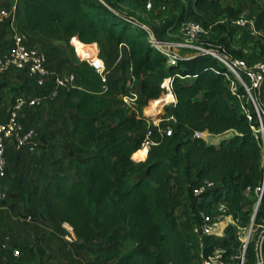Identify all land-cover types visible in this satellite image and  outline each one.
I'll return each mask as SVG.
<instances>
[{"label": "trees", "instance_id": "16d2710c", "mask_svg": "<svg viewBox=\"0 0 264 264\" xmlns=\"http://www.w3.org/2000/svg\"><path fill=\"white\" fill-rule=\"evenodd\" d=\"M118 1L137 8L169 0ZM185 1L176 18L178 28L186 21L207 28L219 17L232 22L240 15L239 10L221 6L218 0ZM253 22L264 52L261 7ZM13 25L29 41L34 33L61 39L69 46L73 37L84 44L103 38L115 46L123 44L126 51L117 64L127 77L109 78L105 92H101L100 77L92 67L84 61L76 64L78 85L62 98L63 107L75 112L70 138L63 142L72 175L55 172L45 186L33 185L28 192L32 212L43 206L51 221L67 222L83 247L99 239L105 260L120 255L125 241L136 244L122 255L119 264H197L200 243L192 233L194 213L199 207L210 209L217 200H224L235 215L246 214L243 223L250 220L253 189L264 175L261 141L253 130L260 125L264 130V100L259 102V122L252 106L242 103L246 96L238 100L232 95L229 82L233 75L217 58L197 53L167 64L164 55L148 42L146 29H151L141 27L133 14L115 10L110 0H17ZM205 47L228 60L243 59L242 51L223 53L213 42ZM166 78L171 79L175 97L173 104L165 106V114L175 118L172 132L168 136L152 132L154 143L145 160L134 159L151 122L127 113L120 105L113 110L112 125L99 128L100 116L110 107L107 97L116 89L128 93L125 80L134 79L133 87L138 85L142 98L139 104L146 105L165 93L161 83ZM32 91L27 88L24 92ZM242 93L240 85L238 94ZM205 131L212 135L232 132L213 144L196 135ZM207 135L202 133L203 138ZM205 180L216 185L196 201L191 189ZM246 185L251 187L248 196L243 192ZM179 205L186 206L183 228L187 239L175 214ZM254 222L264 224V192ZM217 244L225 246L228 253L237 252L239 240L231 226L226 236L206 237L204 252ZM254 246L250 241L247 247L249 263L256 260ZM260 254L264 264V239Z\"/></svg>", "mask_w": 264, "mask_h": 264}, {"label": "rangeland", "instance_id": "374dc122", "mask_svg": "<svg viewBox=\"0 0 264 264\" xmlns=\"http://www.w3.org/2000/svg\"><path fill=\"white\" fill-rule=\"evenodd\" d=\"M16 1L0 0V9L12 11ZM110 1L114 5L115 10L133 14L142 25L150 28V34L161 39L167 48L175 51L178 59L198 53L196 49L190 47L174 48L175 43L183 41L178 27H175V22L182 8L186 5L185 0H169L165 3L153 2L150 8L146 6L133 8L126 2ZM263 1L218 0L221 6L229 5L233 9L239 10L240 15L243 14L246 21L258 13ZM205 18L210 19L208 17ZM217 23L221 26H217ZM210 25L204 28V32L192 44L205 47L213 42L223 53H227L230 50L242 51L243 60L247 65H252L257 61L264 62V52L261 51L260 46L261 39L257 33H253L250 30L248 21L245 25L240 26L233 21H227L219 17ZM11 36V27L4 22L0 33V50L5 49L10 44ZM30 40L31 44L46 52L47 65L53 75H64L68 72L76 73L75 66L80 60L72 42H70L72 45L69 46L61 39L44 37L38 33H34ZM93 44V47L98 49L99 55L109 68V78H126V70L117 64L118 61L126 56L125 49L112 45L103 38ZM240 76L245 81L241 74ZM127 80H125V87ZM1 83H4L3 86H0L1 114L10 99L18 93H23L25 89L32 88L34 92H41L44 91V88H49V82L44 87H33L32 80L24 73L13 69L3 73L0 72ZM33 91L28 93L32 94L34 93ZM121 93L119 89H116L107 97L110 107L100 116L97 123L99 128L106 129L112 125L114 121L113 110L115 107L122 105V101L118 97ZM164 96L162 95L161 97L164 98ZM251 96L256 103L257 110L254 108L250 98L246 97L242 103L251 105L254 111H258L260 115L261 104L259 102L264 100V84L255 95L252 93ZM62 98L63 94H60L54 102L42 108L26 111L25 124L33 126L37 131L34 152H18L13 146L8 148V176L5 181L7 196L0 200V264H119L122 255L130 247H135L136 245L125 241L120 255L110 260H105L100 250L99 239L95 238L83 247L80 245L79 239L75 237L73 230L69 228L70 225L67 222L58 224L51 221L45 216L43 206H40L36 212H32L28 206V192L33 185L45 186L49 177L55 172L72 175V169L69 167V159L67 151L63 147V142L70 138L75 112L72 109L63 107ZM151 102L152 100L148 101L146 105H138V116L146 117L148 121L167 116L165 114V106L169 105L168 103L163 102L160 106L151 108ZM235 103L238 105V101ZM125 111L129 113L127 110ZM257 120L261 122L258 115ZM167 122L169 123V121L165 123ZM255 129L257 130L255 131L257 137L261 141L262 165L264 167V130L262 127ZM231 132L219 135H211L206 132L209 135L202 139L207 143L217 144L221 139L229 137ZM198 137L201 136L199 135ZM144 158L137 159L143 161L142 159ZM185 209V205H179L175 208L177 220L182 228L185 219ZM252 209L250 213L253 212ZM32 213L35 216L28 220L26 217L32 215ZM245 217L246 214L241 212L240 219ZM120 230L124 231L125 227L120 226ZM182 231L187 239V231L184 228ZM16 243L22 245L23 248H20ZM13 248L20 250L17 258L12 255Z\"/></svg>", "mask_w": 264, "mask_h": 264}, {"label": "built area", "instance_id": "2783aa9c", "mask_svg": "<svg viewBox=\"0 0 264 264\" xmlns=\"http://www.w3.org/2000/svg\"><path fill=\"white\" fill-rule=\"evenodd\" d=\"M146 7L150 8L151 3L148 2ZM261 8L264 13V3H262ZM14 13L15 6L12 11L0 9V33L1 26L4 22L9 24L12 32L10 44L5 49L0 50V72L3 73L4 71L13 69L24 73L32 80L33 87H44L45 84L49 82V88H44V91L41 92L33 91L34 93L32 94L28 92L18 93L10 99V102L6 108H4L2 114L0 113V200L7 196L5 181L8 176V148L13 146L18 152H34L35 150L37 131L33 126H27L25 124L26 111L42 108L54 102L60 94H64L70 88L78 85V77L74 72H68L64 75H53L50 72L47 65L48 59L46 52L31 44L27 36L14 27ZM247 21L250 30L253 33H257L254 28V17H251ZM247 21L244 19L243 14H241L233 22L242 26L245 25ZM141 27L146 29L145 25H141ZM146 30L148 33V42L153 48L164 55L166 63H176L178 57L175 51L167 48L161 39L152 36L149 29ZM178 31L182 35L183 41L175 43L174 48L190 47L196 49L198 53L211 55L217 58L233 75V78L229 82V89L232 95L238 100H241L245 96L248 99L250 98L254 108L257 110L256 103L251 94L253 93L255 95L264 84V62L257 61L252 65H247L243 59L228 60L211 49L192 44L193 41L204 32V27L198 22L186 21L180 25ZM71 40L79 56V60L86 62L99 75L101 92H105L108 88L110 71L104 59L99 55L98 49L93 47L94 44H84L80 42L76 37H73ZM80 45L90 48H86V53H79L77 47ZM119 47L124 48V45L120 44ZM240 74L242 76L244 74L243 77L245 81ZM133 82L134 79L127 81L126 85L130 88L129 92L124 94L121 93L118 97L122 101V107L125 110L129 113L138 115V105L142 98L139 93L138 85L133 87ZM238 84L242 86L244 93L238 94ZM161 87L165 89V93H163V95H165L164 102L169 105L173 104L175 102V97L172 93L171 79H164L161 83ZM169 95L170 97L166 98ZM152 102H156L155 99H153ZM256 113L259 117L258 111H256ZM248 118L250 119L249 115ZM166 121H169V123H165ZM149 122H151V127L147 131L145 140L141 145V147L146 146L148 149L149 146L154 143L150 138L151 133L157 132L160 135H170L173 129L171 123L175 122V118L173 116H166L155 118ZM260 127L262 126L260 125ZM253 130L257 131L254 128ZM196 135L199 136V133H196ZM215 185L216 183L214 181L205 180L200 186L191 189L192 198L196 201H200L202 193L207 189L213 188ZM243 192L248 196L251 192V187L246 185ZM253 192L255 196L253 212L247 223H243L239 215L233 214L228 209L226 202L222 199L212 203L210 209L199 207L195 211L192 233L197 237L200 243L197 264H262L263 259L260 254V247L264 239V224H255L254 217L264 192V175L260 184L254 187ZM33 217L32 215H28L26 218L30 220ZM229 226L232 227L236 238L239 240L237 252L228 253L226 247L219 244L212 246L208 252H204L203 246L205 238L208 236L215 238L226 236ZM69 228L72 229L71 226ZM71 236L73 235L71 234ZM250 241H254L255 244L256 260L254 263H249L247 258V247ZM19 253L18 248H13L12 255L15 258L19 256Z\"/></svg>", "mask_w": 264, "mask_h": 264}, {"label": "bare ground", "instance_id": "6f19581e", "mask_svg": "<svg viewBox=\"0 0 264 264\" xmlns=\"http://www.w3.org/2000/svg\"><path fill=\"white\" fill-rule=\"evenodd\" d=\"M78 52L79 53H82L83 52V50L85 49V48H87V46H78ZM88 48H90V47H88ZM93 50V49H92ZM86 51L87 50H84V52L86 53ZM168 97H170V95L169 96H167L166 98H168ZM156 102H153V103H151L152 105H151V108H156V107H158V106H160L164 101H165V98H158V99H156L155 100ZM153 112V111H152ZM207 131H205V132H200L199 133V135L201 136V138H203L202 137V133H206ZM208 133V132H207ZM209 135V134H208ZM212 135V134H211ZM147 151H148V148L146 147V146H143L139 151H137V152H135L134 153V155H133V158L134 159H137V158H144V157H146V154H147Z\"/></svg>", "mask_w": 264, "mask_h": 264}, {"label": "clouds", "instance_id": "9594fccd", "mask_svg": "<svg viewBox=\"0 0 264 264\" xmlns=\"http://www.w3.org/2000/svg\"><path fill=\"white\" fill-rule=\"evenodd\" d=\"M72 228V227H71Z\"/></svg>", "mask_w": 264, "mask_h": 264}, {"label": "water", "instance_id": "95a60500", "mask_svg": "<svg viewBox=\"0 0 264 264\" xmlns=\"http://www.w3.org/2000/svg\"><path fill=\"white\" fill-rule=\"evenodd\" d=\"M209 133V132H208Z\"/></svg>", "mask_w": 264, "mask_h": 264}]
</instances>
